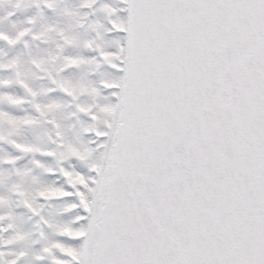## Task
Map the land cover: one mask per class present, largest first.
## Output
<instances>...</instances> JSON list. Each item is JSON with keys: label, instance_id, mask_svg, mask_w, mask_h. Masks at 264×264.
I'll use <instances>...</instances> for the list:
<instances>
[{"label": "snow or ice", "instance_id": "snow-or-ice-1", "mask_svg": "<svg viewBox=\"0 0 264 264\" xmlns=\"http://www.w3.org/2000/svg\"><path fill=\"white\" fill-rule=\"evenodd\" d=\"M0 264H264V0H0Z\"/></svg>", "mask_w": 264, "mask_h": 264}]
</instances>
